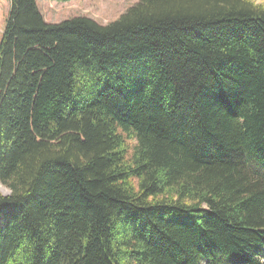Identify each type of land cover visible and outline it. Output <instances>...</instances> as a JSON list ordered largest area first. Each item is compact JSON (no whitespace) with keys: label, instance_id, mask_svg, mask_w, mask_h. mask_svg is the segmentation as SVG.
<instances>
[{"label":"trees","instance_id":"16d2710c","mask_svg":"<svg viewBox=\"0 0 264 264\" xmlns=\"http://www.w3.org/2000/svg\"><path fill=\"white\" fill-rule=\"evenodd\" d=\"M0 186V264H264V4L10 0Z\"/></svg>","mask_w":264,"mask_h":264},{"label":"rangeland","instance_id":"374dc122","mask_svg":"<svg viewBox=\"0 0 264 264\" xmlns=\"http://www.w3.org/2000/svg\"><path fill=\"white\" fill-rule=\"evenodd\" d=\"M138 0H71L59 2L55 0H36L37 6L47 22L57 23L76 16H86L95 21L111 22L118 18L128 7ZM264 4V0H254ZM10 0H0V39L8 12ZM0 191L7 194L8 190L0 186Z\"/></svg>","mask_w":264,"mask_h":264},{"label":"crops","instance_id":"0c3cea01","mask_svg":"<svg viewBox=\"0 0 264 264\" xmlns=\"http://www.w3.org/2000/svg\"><path fill=\"white\" fill-rule=\"evenodd\" d=\"M43 16H44V14H43ZM102 23H106V22H102Z\"/></svg>","mask_w":264,"mask_h":264}]
</instances>
